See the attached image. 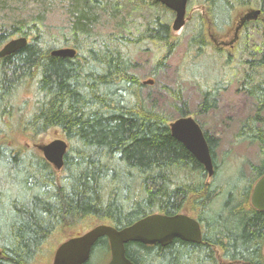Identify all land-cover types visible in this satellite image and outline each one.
I'll return each instance as SVG.
<instances>
[{
  "label": "trees",
  "instance_id": "obj_1",
  "mask_svg": "<svg viewBox=\"0 0 264 264\" xmlns=\"http://www.w3.org/2000/svg\"><path fill=\"white\" fill-rule=\"evenodd\" d=\"M257 1L187 3V10L201 7L190 17L184 53L185 71H194L196 110L189 111L179 87L166 90L177 116L196 117L203 131L214 165L209 179L171 135L172 118L146 104L134 73L133 48L159 50L150 71L156 78L181 44L171 31L172 12L157 0H0V50L12 39L27 41L0 58V171L6 177L0 264H32L63 232L70 239L98 225L120 230L152 214L193 218L202 242L129 243L126 257L133 264H264V211L250 203L264 176V30L246 24L233 53L212 48L206 35L208 29L224 33L237 10ZM59 48L74 50V57H52ZM239 71L237 85L253 106L235 141L255 145L259 159L247 175L237 169L225 178L214 155L218 138L199 118L216 110ZM52 128L67 142L59 175L17 141ZM94 248L91 256L109 250L107 239Z\"/></svg>",
  "mask_w": 264,
  "mask_h": 264
},
{
  "label": "rangeland",
  "instance_id": "obj_2",
  "mask_svg": "<svg viewBox=\"0 0 264 264\" xmlns=\"http://www.w3.org/2000/svg\"><path fill=\"white\" fill-rule=\"evenodd\" d=\"M260 2L264 6V1L260 0ZM258 4V1L252 3L250 8H253L254 10L258 9ZM239 10H237L232 16V23H237L239 18L242 16V12H238ZM199 11H201L200 5H194L190 8V10H187V21L184 27L178 32H173L176 37L180 38L181 44L174 51L166 64L160 69L156 70V78L150 75V71H152L154 68L153 65L158 54L160 53L159 50L152 45H143L138 49H132L133 60L135 63L134 73L141 82H153L151 85H144L142 89L143 98L148 99L146 104H155L156 109L167 118H172V121L177 119L178 116L176 111L173 110V99L168 94L166 88L173 89L175 87H179L181 89L182 98L187 102L190 112H194L199 103L197 86L191 82L192 79H190L193 77L194 71L190 69L185 71L186 62L184 61L186 43L190 36L193 25V21H191L190 17ZM173 18L174 15L170 19V25L173 21ZM248 25L252 27L254 25H257L258 27L261 26L259 22H251L248 23ZM230 30H232V28H230L229 31ZM206 35L208 40L213 45L212 48H219L223 52L230 51V46L228 45L230 36L228 38L226 32L217 33L208 29ZM221 41L223 45L216 44L217 42ZM237 44L238 43H236V46ZM209 51L211 52V50ZM214 65L218 70V74L214 75V77L219 78L221 75V68L217 64ZM240 77L241 71L238 72V76L234 79L232 85H230L226 91L222 92L216 110L210 112L204 117L199 118L200 121H203L205 129L210 133V135L218 138L219 145L215 150L214 155L216 158V163L219 165L218 168H220V172H222V176H225V178L228 176H234L237 169L244 170L243 172L247 175L248 166L251 163H256L259 159L258 150L255 145H248L246 142L236 143L235 141L234 134L239 122L251 112L253 106L252 100L245 94V92H241L237 85V81L240 79ZM211 79L213 80V78ZM24 97L27 98V96ZM190 116L193 119L196 118L192 115ZM54 140L66 141L61 131L56 128H52L38 137L32 138V140L26 139L25 137H19L17 141L19 146L24 147L26 150L34 153L35 156H39L43 159L37 147L48 144ZM0 170L3 171L1 168ZM1 171L0 186H2L6 180V177ZM60 171H56L58 175ZM80 225L87 226L85 223L78 224V226ZM67 239L68 236L66 232L55 235L48 243L43 253L32 264H51L54 250ZM109 256V250L101 248L100 250L98 249L94 255L92 254V256H90V261L92 264H107L109 261Z\"/></svg>",
  "mask_w": 264,
  "mask_h": 264
},
{
  "label": "water",
  "instance_id": "obj_3",
  "mask_svg": "<svg viewBox=\"0 0 264 264\" xmlns=\"http://www.w3.org/2000/svg\"><path fill=\"white\" fill-rule=\"evenodd\" d=\"M164 8L174 14L171 31H180L186 23V6L188 0H157ZM258 11L252 12L244 20H255ZM26 46L24 38L13 39L0 50V58L7 57ZM52 57L73 58L75 51L62 48L52 51ZM144 81L143 85H151ZM171 135L200 163L208 178L214 174V165L204 134L191 117L177 118L169 125ZM46 163L55 171L63 167V158L67 143L54 140L38 147ZM250 203L253 208L264 211V176L254 185ZM101 238H106L109 248L107 264H133L127 257L125 246L129 243H140L145 246H169L174 240L186 243L201 244V229L198 222L185 214L166 216L152 214L138 220L132 225L117 230L107 225H98L85 233L61 243L54 251L51 264H85L89 261L92 250Z\"/></svg>",
  "mask_w": 264,
  "mask_h": 264
},
{
  "label": "flooded vegetation",
  "instance_id": "obj_4",
  "mask_svg": "<svg viewBox=\"0 0 264 264\" xmlns=\"http://www.w3.org/2000/svg\"><path fill=\"white\" fill-rule=\"evenodd\" d=\"M251 6L252 5L246 6V7L242 8L241 10H239L238 12H242V14H241L242 16L239 18L238 22L237 23L231 22L230 26L227 27L224 31V33L226 32V35L228 36V38L230 36V39H229L230 41L228 43V45L230 46L229 47L230 51L235 50L236 43L239 42L240 35L243 33L246 24L251 23V22H259L261 24L263 30H264V16H263L264 6H263V4H261L260 0H259V4H258L259 8L255 9V11L259 12V15L257 16L256 20L255 21H244V18L248 15H251V12L254 11L253 8H250ZM230 28H232V30L229 31ZM216 44L217 45H223L222 41L217 42Z\"/></svg>",
  "mask_w": 264,
  "mask_h": 264
},
{
  "label": "bare ground",
  "instance_id": "obj_5",
  "mask_svg": "<svg viewBox=\"0 0 264 264\" xmlns=\"http://www.w3.org/2000/svg\"><path fill=\"white\" fill-rule=\"evenodd\" d=\"M96 29V28H95ZM26 40V39H25ZM26 43H27V41H26ZM59 49H61V48H59ZM55 50H58V49H55ZM55 50H53V51H55ZM52 52V51H51ZM51 52H50V54H51Z\"/></svg>",
  "mask_w": 264,
  "mask_h": 264
}]
</instances>
